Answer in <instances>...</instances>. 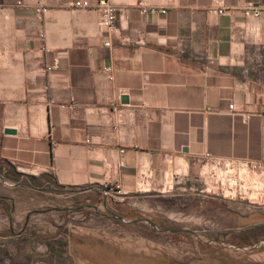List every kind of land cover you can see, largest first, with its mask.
Returning a JSON list of instances; mask_svg holds the SVG:
<instances>
[{
    "label": "crops",
    "instance_id": "1",
    "mask_svg": "<svg viewBox=\"0 0 264 264\" xmlns=\"http://www.w3.org/2000/svg\"><path fill=\"white\" fill-rule=\"evenodd\" d=\"M78 1L97 2L0 0V163L158 209L195 190L205 154L264 161V0H106L125 9L111 33Z\"/></svg>",
    "mask_w": 264,
    "mask_h": 264
},
{
    "label": "rangeland",
    "instance_id": "2",
    "mask_svg": "<svg viewBox=\"0 0 264 264\" xmlns=\"http://www.w3.org/2000/svg\"><path fill=\"white\" fill-rule=\"evenodd\" d=\"M0 176V264H264V217L257 210L264 191L262 165L200 164L195 190L177 191L176 201L158 209H136L120 195L58 189L2 163ZM230 185L245 188L246 198L229 199ZM102 200L125 222L146 218L177 232L122 223Z\"/></svg>",
    "mask_w": 264,
    "mask_h": 264
},
{
    "label": "built area",
    "instance_id": "3",
    "mask_svg": "<svg viewBox=\"0 0 264 264\" xmlns=\"http://www.w3.org/2000/svg\"><path fill=\"white\" fill-rule=\"evenodd\" d=\"M16 5H20V2H16ZM73 7L74 8H82V9H93L99 18V26L101 28V30L104 33H111L113 31V28L115 26L116 21L120 18L123 17L125 15V9L124 8H119L116 7L114 5H110L106 0H97L96 4L94 5H90L88 2L86 1H78V2H73ZM156 12L159 13H164L162 10L157 11L154 8H142L140 10L141 14H154ZM216 13L218 15H223L224 11H222L221 9L217 10ZM244 16H253V17H257L259 15V12L256 8H253L252 5L250 3L246 4L245 6V11L243 12ZM103 46L104 47H109V42H103ZM52 67H46L45 71L49 72L51 70ZM105 73L108 75V79H111L110 76V70H105ZM61 109H67L68 111H73L75 106L74 105H59L58 106ZM228 109L231 110L232 109V105H228ZM86 144H89V141H86ZM123 151L119 150V154H121ZM200 164H207L209 166H215L216 164H218V160L215 159H211L209 157V155L205 154L201 159H199ZM264 164V161H262L261 163H251L248 164L249 167L251 168H255V167H259L261 165ZM123 164L120 162L118 163V167H122ZM149 177V172H147L146 170H140L138 172V176H137V181H138V190L139 191H144L145 187L143 186V181L145 178ZM220 185L222 186V182L223 181H219ZM228 183L231 184H236L234 183V181L232 180H228ZM238 187V188H237ZM236 188H232V186L230 185L228 187V196L229 199H234V197L237 195L238 198L240 199H244L246 198V190L243 187L237 186ZM100 193H102L103 195H120V188L118 184H113L110 186H104L101 190ZM213 194V193H212ZM260 202H258L257 204L259 206L264 205V191L263 193L260 195Z\"/></svg>",
    "mask_w": 264,
    "mask_h": 264
},
{
    "label": "water",
    "instance_id": "4",
    "mask_svg": "<svg viewBox=\"0 0 264 264\" xmlns=\"http://www.w3.org/2000/svg\"><path fill=\"white\" fill-rule=\"evenodd\" d=\"M123 100H125V98H122ZM6 133H13L12 130H5ZM0 182H4V179L0 176ZM16 185H20V186H26V187H30L27 184H23V183H16ZM70 192H76V191H70ZM102 205L104 207L105 210H107L105 208V200H102ZM108 211V210H107ZM108 213L110 214V216L122 223H130V222H136V223H143L146 226H148L150 229L154 230L155 232H167V233H175L177 232L176 230H169V229H159L157 228L154 224H152L148 219L146 218H140V219H135L133 221L130 222H125L122 218L115 216L114 214H112L111 212L108 211ZM184 233H188L190 235H193L194 237H197V235H195L194 232H191L189 230H181ZM221 245V244H218ZM255 248V246L251 247V249ZM237 249V248H236ZM240 250L244 251V250H248V249H244V248H240Z\"/></svg>",
    "mask_w": 264,
    "mask_h": 264
},
{
    "label": "trees",
    "instance_id": "5",
    "mask_svg": "<svg viewBox=\"0 0 264 264\" xmlns=\"http://www.w3.org/2000/svg\"><path fill=\"white\" fill-rule=\"evenodd\" d=\"M4 174L1 173V176H3ZM32 179V178H31ZM56 187V186H55ZM58 189H62L60 187H57ZM70 191H75L74 189H71Z\"/></svg>",
    "mask_w": 264,
    "mask_h": 264
},
{
    "label": "flooded vegetation",
    "instance_id": "6",
    "mask_svg": "<svg viewBox=\"0 0 264 264\" xmlns=\"http://www.w3.org/2000/svg\"><path fill=\"white\" fill-rule=\"evenodd\" d=\"M255 249V248H254Z\"/></svg>",
    "mask_w": 264,
    "mask_h": 264
}]
</instances>
